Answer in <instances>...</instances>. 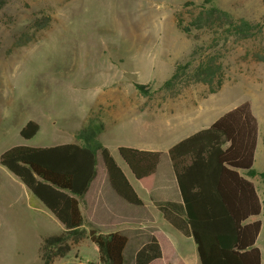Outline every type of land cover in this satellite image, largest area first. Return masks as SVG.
<instances>
[{"label":"rangeland","instance_id":"374dc122","mask_svg":"<svg viewBox=\"0 0 264 264\" xmlns=\"http://www.w3.org/2000/svg\"><path fill=\"white\" fill-rule=\"evenodd\" d=\"M211 5L260 25L258 32L238 39L218 25L192 28L198 12ZM208 62L210 82L195 81L196 68ZM175 72L177 78L164 85ZM244 102L257 121L254 168L262 173L264 0H0V155L16 145L54 146L88 124H103L98 138L123 165L116 147L143 137L158 140V134L144 133L146 122L156 131L167 122L207 126ZM116 109L121 113L114 123ZM28 121L40 131L23 140L19 131ZM11 178L16 180L0 166V264H40L33 220L11 219L4 208ZM253 179L264 201L263 179ZM114 204V213L141 214ZM262 214L258 245L264 254ZM99 217L106 221L102 211ZM175 235L172 243L187 259L193 243ZM96 250L85 239L52 264H96Z\"/></svg>","mask_w":264,"mask_h":264},{"label":"trees","instance_id":"16d2710c","mask_svg":"<svg viewBox=\"0 0 264 264\" xmlns=\"http://www.w3.org/2000/svg\"><path fill=\"white\" fill-rule=\"evenodd\" d=\"M215 25L238 39L251 38L260 28L246 20H235L214 5L201 9L190 23L194 29ZM182 30L187 33L189 28ZM194 75L195 81L210 82L211 63L198 66ZM175 78L177 72L164 85ZM103 127L88 124L74 134L75 143L50 147L16 145L0 155V166L62 226L59 234L42 238L38 248L40 264H52L56 258H63L72 246L85 239L97 248L96 264H123L126 237L101 232L81 212L85 195L97 176L99 158L111 189L130 205L142 204L100 142L98 135ZM39 129L38 123L28 121L19 135L30 140ZM257 142V121L249 104L244 102L168 150L183 201L185 224L200 264H264L255 246L261 230V221L256 218L264 210V201L252 182L255 177L262 178L264 194V172L253 168ZM117 152L133 177L149 192L161 153L125 146L118 147ZM160 211L165 209L160 207ZM161 258V246L151 235L137 251L134 264H150Z\"/></svg>","mask_w":264,"mask_h":264},{"label":"crops","instance_id":"0c3cea01","mask_svg":"<svg viewBox=\"0 0 264 264\" xmlns=\"http://www.w3.org/2000/svg\"><path fill=\"white\" fill-rule=\"evenodd\" d=\"M116 111L117 109L114 111V123H117L120 119L119 116L121 112L115 113ZM134 118L136 119V117ZM134 118L131 117L130 120H133ZM211 124L212 123L208 124L207 126H199L195 128L191 126L192 124L190 125L181 122L172 124L170 122H167L165 123L164 127L157 128V132L153 124H149L146 122L143 125L144 133L146 132L148 136L158 134V140L153 138L150 139L149 137H143L142 139L144 140H132L126 143L128 145H126L125 147L144 151H156L161 153L160 162L154 176L152 188L149 192H146L141 187V185L133 177L130 170L120 157L119 159L123 165H119L116 162L128 179L137 196L141 200V205H130L123 201L111 189L104 168H102V170L98 168L97 176L92 182L87 194L85 195V205L84 209L81 208V212L87 218V220L101 232L107 234L120 233L126 237L127 243L122 252L123 264H134V258L137 251L149 241L151 235H154L157 238L161 246L162 258L154 260L150 264H157L161 262L164 264H200L195 244L185 224L183 201L177 184L176 175L172 168L171 160L168 155V150L179 141L189 137L190 135L200 130L208 128ZM104 131L105 130L103 128L100 134H103ZM69 138L63 139L62 141H57L56 145L75 143L73 134L69 135ZM160 141L163 145L162 148L159 147V145L161 144ZM258 142L254 153L253 168L256 162ZM118 147H116V149ZM16 180L11 178L10 181L14 184V187H12V189L14 188L13 190L10 189V187L6 188L7 196L5 197L6 204L4 208H6L9 213L12 212L11 219H18L19 221L23 218L27 219L30 217L33 220L32 226L34 227L33 230L35 234L34 256H36L38 254V248L42 241V238L54 234H59L62 231V226L40 204V202L18 180V182H16ZM252 182L254 183L257 191V182H255L254 179H252ZM114 203L121 205L122 203H124L125 205H128L130 207L141 209V214L138 215L137 213L136 215H128L126 213H114L112 211L115 205ZM160 207L164 208L165 212L160 211ZM101 211L104 215V218L106 219L105 222L99 219ZM261 215L263 214L261 213ZM260 216L256 219H260ZM1 222L2 220L0 221V223ZM261 230L255 242V246L259 249L262 257V262H264L263 251L258 245ZM175 233H178L179 235H182L187 239H191L193 243L194 250L192 248L190 249V254L187 259L182 255V253L180 254L177 251L176 246L172 243L173 240L170 236L175 237ZM163 243H167L168 245V255H165L164 253Z\"/></svg>","mask_w":264,"mask_h":264}]
</instances>
